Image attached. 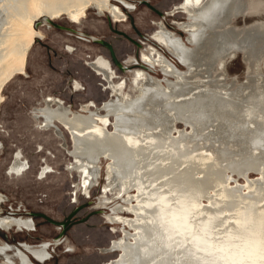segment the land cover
Here are the masks:
<instances>
[{
	"label": "water",
	"instance_id": "obj_1",
	"mask_svg": "<svg viewBox=\"0 0 264 264\" xmlns=\"http://www.w3.org/2000/svg\"><path fill=\"white\" fill-rule=\"evenodd\" d=\"M0 264H264V0H0Z\"/></svg>",
	"mask_w": 264,
	"mask_h": 264
}]
</instances>
